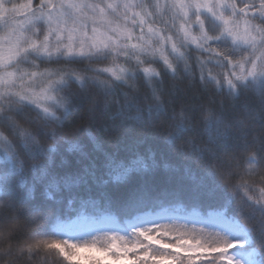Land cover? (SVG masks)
<instances>
[{
    "label": "snow or ice",
    "instance_id": "snow-or-ice-1",
    "mask_svg": "<svg viewBox=\"0 0 264 264\" xmlns=\"http://www.w3.org/2000/svg\"><path fill=\"white\" fill-rule=\"evenodd\" d=\"M241 3L242 7L238 6L236 0H221L216 5L199 0L178 6L172 4L171 7L178 9L182 19L179 27L175 24L171 26L176 34L173 39L172 35L153 27L154 14L144 3H125L123 12H118L117 5L112 3L107 4V10L99 4H62L61 9H71L78 15L72 20L71 27H61L69 23L64 11H49L41 16H36L33 11L24 20L16 21L15 18L25 6H9L11 0H0V22L13 29L0 37L3 41L0 44V86L4 87L0 91V140L3 141L0 144L3 153L0 159V198L8 202L9 209L17 214L16 219L22 216L29 224L28 231L17 237L19 253L26 251L31 257L46 250L47 254L58 256L61 264H264V250L257 246L258 241H264V228L259 232L254 226L250 228L240 211H234L236 190L241 186L227 182L236 179L237 174L223 166L225 159H246L250 165H256L257 172H264V141L260 137L254 136L241 153L232 147L229 140L241 135L247 141V136L234 132L231 126H222L223 119H217L215 135L208 141L209 147L200 149L198 153L182 152L195 163L203 161L205 169L217 179L215 187L206 188L198 184L184 190L156 188L145 182L118 196L109 189L127 186L135 175L147 176L155 169V164H149L142 157L131 165L117 164L106 173L107 178L99 190L94 188L99 177H86L81 172L61 177L55 173V148L45 141L57 140L62 127L50 128L49 121L39 112L38 119L25 116V110L29 107L26 89L39 83L33 79L37 72L29 69L37 67L35 61L38 59L63 58L72 63L93 57H111L113 60L124 57L134 59L139 64L142 56L159 57L167 69L175 74L177 69L169 59V47L171 53H176V59L182 60L185 54L181 49L192 45L196 46L197 51L208 54L207 63L215 61L228 70L222 80L226 81L230 95L255 92L264 104V61L253 56L241 57L233 63L229 53L213 47L223 48L233 41L255 49L256 36L251 33L264 37V0H261L257 13H251L255 4L250 0H241ZM30 5L31 0L29 11ZM45 6L49 9L54 7L50 3L44 5L42 0L41 9ZM151 7L162 10L165 5L157 3ZM133 8H141L142 12H131ZM85 9L91 11L92 15H86ZM189 10H192L194 21L190 20ZM202 11L211 17L207 28L205 19L201 18ZM240 17L244 18L242 31ZM33 18L49 26L39 44L32 38L36 31L28 37L23 31L26 25L36 28ZM87 21L92 24L91 34L87 30ZM193 23L198 35L193 34ZM65 31L68 33L67 42L62 43L60 41ZM53 32L56 33L55 42L50 48L49 37ZM65 71L69 79L60 89L64 91L63 100L57 106L60 115L44 109L52 121L61 124V116L70 114L75 106V96L65 91L70 88L73 71ZM91 71L94 70L87 66L80 69L81 73ZM105 71L127 85L128 68L118 66V71L111 68ZM144 73L160 75L149 68H145ZM75 79L85 84L96 83L94 77L78 75ZM200 79L205 86L216 83L214 78L207 76ZM108 85L109 82L105 81L104 86ZM17 86L21 91H12ZM153 98L157 102L161 100L160 96L154 94L142 95L135 85H129L128 92L122 93L123 102L116 105L117 115L126 117L135 112L137 115L134 118L140 119L139 113L144 111L141 102ZM213 111L207 112L208 124L212 129ZM179 116L176 131L167 133L168 137L176 140L183 139L186 131L185 115L182 112ZM257 140L259 148L253 147ZM212 145L217 147L214 149ZM41 159L43 163L35 162ZM30 179L32 187L25 193ZM185 195L195 201H208V210L205 212L193 207L187 211L181 203ZM153 201L161 204L167 201L170 206L159 213L137 212L126 219H121L120 213L109 210L115 205L125 216H129L133 210ZM77 204L79 211L76 210ZM256 204H259L256 210L264 213V204L259 201ZM89 208L92 211H86ZM8 219L0 217V224L7 223Z\"/></svg>",
    "mask_w": 264,
    "mask_h": 264
},
{
    "label": "trees",
    "instance_id": "trees-1",
    "mask_svg": "<svg viewBox=\"0 0 264 264\" xmlns=\"http://www.w3.org/2000/svg\"><path fill=\"white\" fill-rule=\"evenodd\" d=\"M112 1L73 0V2L99 4L106 9L107 4ZM203 1L199 0V2ZM61 2L62 0H54L57 6ZM189 2L192 0H132V3L149 5V11L154 14L153 27L159 28L162 33L172 35L173 39L176 38V34L175 29L171 26L175 24L176 27H179L182 19L178 9L172 8L171 5L178 6L180 3ZM220 2L221 0H210L213 5ZM236 2L238 6H243L241 0H236ZM250 2L255 4V7L250 10L251 13L259 12L261 0H250ZM157 3L163 4L165 7L162 10L151 7ZM41 4L42 0H31L30 12L29 0H11L9 6L23 5L25 6L23 12H29L26 16H30L33 11L36 12V16H40ZM132 12H142V9L133 8ZM189 14L190 20L194 21L192 10H189ZM23 18L16 17L15 19L20 21L19 19ZM201 18L205 19L207 28L208 20L211 17L206 12H202ZM240 19L242 22L244 18L240 17ZM34 22L36 28L33 29L32 25H26L24 34L28 37L32 36L33 31H36V35L32 38L42 40L43 35L48 32L46 22ZM255 22L259 23V21ZM185 27L187 28L188 25L185 24ZM192 28L193 34L198 35V29L194 23ZM7 29L13 30L0 22V34ZM255 35V49L233 41L223 48H217L215 45L213 47L217 51L223 50L229 53L233 63L240 60L241 57L253 56L260 57L264 61V37L258 36L256 33ZM181 51L185 54V59L177 60L176 53H171L170 47L168 49L169 59L177 69L175 74L167 69L159 57L145 58L142 56L139 64L134 59L127 60L124 57H118L116 60L111 57L107 59L93 57L72 63L63 58L36 60L37 67L29 70L41 74L39 78L36 76L34 79L41 80L42 90L49 87V94L47 93L49 100L44 106L29 98L26 101L29 107L25 110V116L28 119H38L37 112H39L44 119L49 121L50 128L62 127V133L57 140L45 141L47 145L55 148V173L61 177L76 172H81L86 177H99L94 185V188L99 190L103 186L104 179L107 178L106 173L115 165H131L133 161L142 157L149 164H155V169L151 170L147 176L135 175L127 186L111 188L110 191L122 196L145 182L156 188L190 190L198 184L206 188H213L217 184V179L205 169L203 161L195 163L186 158L182 152L198 153L200 149L209 147L208 141L215 135L217 119H223L222 126H231L234 132L247 136V141L242 139L241 135H235L229 140L232 147L240 150L241 153H243L245 144L250 143L254 136L260 137L261 141H264V104L261 103L259 95L255 92H242L239 96L230 95L226 81L222 80V77L227 75L226 68L218 65L215 61L207 63L208 54L197 51L195 45L182 48ZM85 66L94 71L81 73L80 69ZM118 66H124L129 70L126 76L127 85L116 80L111 72L105 71L108 68L118 71ZM145 68L154 69L160 75L144 73ZM65 69L73 71L70 88L65 91H70L75 96V106L71 109L70 114L65 113L61 116V124L52 121L48 113L55 112L56 115H60L57 106L64 97V91L60 89L69 79ZM78 75L94 77L96 83L85 84L77 81L75 76ZM129 76L130 79H128ZM204 76L209 79L214 78L216 83H207L205 86V82L200 79ZM105 81L109 82L108 87L104 86ZM129 85H135L142 95L154 94L161 98L160 102L155 101L154 98L143 100L141 107L144 111L139 113L140 119L134 118L137 115L135 112L126 117L117 115L116 105L123 102L122 93L128 92ZM3 90L4 87L0 86V91ZM12 91L17 90L15 88ZM106 103L109 105L108 107H106ZM45 108L48 109V113L44 112ZM209 110H214L211 117L213 129L208 124L207 112ZM182 112L185 115L186 129L183 139L176 140L174 137H168L167 133L176 131L175 125ZM174 116L175 119H173ZM25 127H29V125H25ZM2 143L3 141L0 140V144ZM211 147L215 149L217 146L212 145ZM253 147H260L259 140ZM2 157L3 153L0 151V159ZM35 162L43 163V160ZM223 166L226 170L235 171L237 174L236 179L227 182L241 186L236 190L234 211H240L244 222L250 228L254 226L259 232L264 228V220H262L264 213L256 210L259 204L252 200V196L254 197L259 189L264 190V172H257L256 165L254 163L250 165L246 159H225ZM31 187L32 180L30 179L24 189L25 193ZM181 203L187 211L195 207L206 212L209 207L208 201H195L187 195ZM169 206L170 203L167 201L163 204L153 201L141 209L133 210L129 216H125L115 205L109 210L120 213L121 219H126L137 212L154 214ZM76 210H80L79 204H77ZM86 211L90 212L92 209L89 208ZM16 215L9 209L8 202L0 198V217L10 218L7 223L0 224V264H61L58 256L47 254L46 250H41L38 256L31 257L26 251L23 254L19 253L20 242L17 237L23 236L28 231L29 224L22 216L16 219ZM196 226L199 227V225ZM257 246L264 250V241H258Z\"/></svg>",
    "mask_w": 264,
    "mask_h": 264
},
{
    "label": "rangeland",
    "instance_id": "rangeland-1",
    "mask_svg": "<svg viewBox=\"0 0 264 264\" xmlns=\"http://www.w3.org/2000/svg\"><path fill=\"white\" fill-rule=\"evenodd\" d=\"M82 3V2H73V0H62V2L61 3H59V5L57 6V5H55V3H54V0H45L44 1V5H48L49 3L50 4H52L54 7L52 8V9H49L48 7H43L42 9L40 8L39 9V15L41 16L42 14H47L49 11H52V12H57V10H61V11H64V12H66L67 13V16H66V18L69 20V23H68V25L67 26H64V25H61V27H71L72 26V20L73 19H75L76 18V16H77V13H75L73 10H71V9H61V5L62 4H67V3ZM205 2H207V3H210V0H204L203 2H201V3H205ZM112 4H115V5H117V11L118 12H123L124 11V9H123V5L125 4V3H132V0H113L112 2H111ZM211 4V3H210ZM106 9V8H105ZM25 10V8L24 9H22V13L20 14V15H18L17 17L18 18H23V19H19L20 21L21 20H24L25 18H27V17H29V16H26V15H28V13L30 12H23ZM34 10V9H33ZM107 10V9H106ZM214 10H216V11H219V9H214ZM85 12V14L86 15H88V16H91L92 15V13H91V11H87V10H85L84 11ZM131 12H132V10H131ZM202 12H206V11H202ZM131 15V14H130ZM109 18L111 19L112 17L111 16H109ZM191 18V17H190ZM34 21H35V19H34ZM87 24H88V31H89V34H91V32H90V30H91V26H92V24H91V21H87ZM46 25H47V23H46ZM47 27H49L48 25H47ZM25 29V28H24ZM243 30V21L241 22V31ZM9 31H12V30H6L5 32H3V33H1L0 34V37H4V36H6L7 35V33L9 32ZM24 31V30H23ZM252 35H254V36H256L255 35V32H252L251 33ZM67 35H68V33H67V31H65L63 34H62V38H61V41L60 42H62V43H66L67 42ZM55 36H56V33L55 32H53V34L49 37V46H50V48H51V46L53 45V43L55 42ZM43 41V39L42 40H37V42H38V44L39 43H41ZM239 43V42H238ZM0 44H3V41L2 40H0ZM5 47H6V45H5ZM41 76V74L40 73H37V77L39 78ZM34 79V78H33ZM35 80V79H34ZM32 81H29V83H31ZM41 80H39V83L37 84V85H34L33 87H30V88H27L26 89V92H27V95H28V97L29 98H31V100L32 101H34V102H36L37 104H40V105H46V103L48 102V95H47V93L49 94V87H47L45 90H42V88H41ZM16 90L17 91H21V89L19 88V86H17L16 87ZM252 200H254L255 202L256 201H259L261 204H264V190H262V189H259L257 192H256V194H255V196L253 197L252 196Z\"/></svg>",
    "mask_w": 264,
    "mask_h": 264
}]
</instances>
